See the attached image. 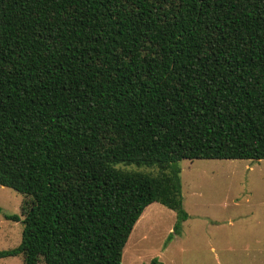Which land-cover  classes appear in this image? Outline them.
<instances>
[{"label": "trees", "instance_id": "16d2710c", "mask_svg": "<svg viewBox=\"0 0 264 264\" xmlns=\"http://www.w3.org/2000/svg\"><path fill=\"white\" fill-rule=\"evenodd\" d=\"M182 159H264V0H0V258L121 264L149 204L189 218Z\"/></svg>", "mask_w": 264, "mask_h": 264}, {"label": "rangeland", "instance_id": "374dc122", "mask_svg": "<svg viewBox=\"0 0 264 264\" xmlns=\"http://www.w3.org/2000/svg\"><path fill=\"white\" fill-rule=\"evenodd\" d=\"M178 164L189 218L174 231L176 212L149 204L125 243L121 264H264V159H182ZM24 198L0 185V250L21 240ZM0 264L24 263L14 256L0 258Z\"/></svg>", "mask_w": 264, "mask_h": 264}]
</instances>
